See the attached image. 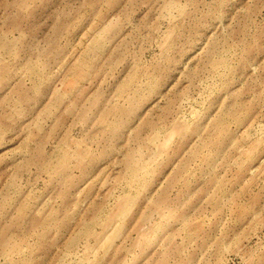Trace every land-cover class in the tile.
<instances>
[{
    "label": "rangeland",
    "instance_id": "obj_1",
    "mask_svg": "<svg viewBox=\"0 0 264 264\" xmlns=\"http://www.w3.org/2000/svg\"><path fill=\"white\" fill-rule=\"evenodd\" d=\"M0 264H264V0H0Z\"/></svg>",
    "mask_w": 264,
    "mask_h": 264
}]
</instances>
